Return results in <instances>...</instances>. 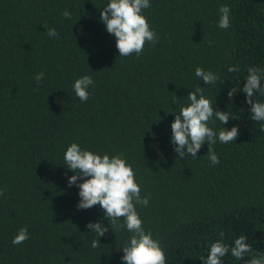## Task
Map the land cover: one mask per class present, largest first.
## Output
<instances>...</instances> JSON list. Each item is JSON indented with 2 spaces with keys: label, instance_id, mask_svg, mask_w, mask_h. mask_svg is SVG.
Segmentation results:
<instances>
[{
  "label": "trees",
  "instance_id": "1",
  "mask_svg": "<svg viewBox=\"0 0 264 264\" xmlns=\"http://www.w3.org/2000/svg\"><path fill=\"white\" fill-rule=\"evenodd\" d=\"M107 3L0 0V264H122L125 228H109L91 248L95 234L85 225L108 221L98 204L77 209L79 189L68 186L74 173L64 161L73 142L126 157L141 195L150 194L136 210L166 264H203L220 231L230 247L245 235L264 254V122L250 118L240 91L249 67L264 69V0H150L143 14L158 40L126 57L99 20ZM222 4L230 8L228 29L218 27ZM196 67L219 79L205 85ZM83 75L94 81L87 102L72 87ZM197 85L214 111L232 117L221 125L213 116L209 126L239 130L235 142L211 145L216 165L207 143L197 158L181 159L170 141L174 115ZM24 226L29 239L13 245ZM222 260L242 264L230 253Z\"/></svg>",
  "mask_w": 264,
  "mask_h": 264
},
{
  "label": "clouds",
  "instance_id": "2",
  "mask_svg": "<svg viewBox=\"0 0 264 264\" xmlns=\"http://www.w3.org/2000/svg\"><path fill=\"white\" fill-rule=\"evenodd\" d=\"M151 7L150 0H108V3L100 9L99 20L105 25L106 31L112 34L116 40V48L120 56L142 54L146 43L155 44L158 40L156 32L151 28L143 10ZM220 17L218 27L228 29L230 27V8L220 5ZM63 16L71 19V13L64 10ZM47 34L50 37L58 36L54 28H49ZM211 44V41H209ZM229 72L237 71L236 67L230 66ZM195 76L205 85L214 84L219 77L210 70L201 67L195 68ZM44 78V73L36 74L35 80L39 86ZM94 84L91 76L83 75L73 82L75 95L81 102H87L90 96L89 87ZM245 102L249 106L251 119L255 122H264V102L256 100L257 93L264 96V69L249 67L243 88ZM237 91L228 92L229 99ZM188 103L182 105L179 114L174 115L170 125V141L174 146L176 156L184 159L186 156L197 158L201 147L207 143V156L212 165L220 163L219 157L211 145L217 140L221 144L235 142L239 135L238 126L230 129L221 127L218 131L209 126L213 116L226 125L231 117L225 110L214 111L212 102L205 96V88L197 85L193 91L187 94ZM175 99H179L175 96ZM232 118V117H231ZM235 119V118H233ZM64 161L66 169L74 175L67 178L68 186H77L79 189V202L77 209H89L99 205L108 221V227L99 221L89 222L85 225L94 233L95 238L91 241V248L95 249L101 244L99 237L113 229L120 231L125 228L131 235L122 246V264H166V257L161 243L153 238L150 230H145L143 221L136 210L137 205L148 206L150 194L141 195L140 185L136 182L135 172L127 162L123 154L109 156L97 154L91 150L82 149L77 143H71L65 153ZM82 180L83 182H78ZM3 194V189H0ZM123 221V222H121ZM220 239L208 245V254L203 259V264H223L222 258L231 254L242 264H264V254L253 250L251 244L246 243L245 235L234 239L233 245L223 242L225 233H218ZM29 239L26 226L18 229L12 239L13 245H20ZM245 257H250L244 259Z\"/></svg>",
  "mask_w": 264,
  "mask_h": 264
}]
</instances>
